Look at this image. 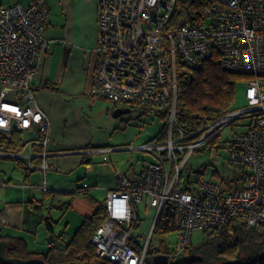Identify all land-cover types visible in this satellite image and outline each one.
<instances>
[{
	"label": "built area",
	"instance_id": "built-area-1",
	"mask_svg": "<svg viewBox=\"0 0 264 264\" xmlns=\"http://www.w3.org/2000/svg\"><path fill=\"white\" fill-rule=\"evenodd\" d=\"M98 2V62L90 96L164 112L167 118L154 138L124 147L151 158L145 159L135 178L117 173L119 182L105 203L106 218L91 239L97 258L113 264H145L148 255L163 254L154 242L155 228L144 245L132 235L133 225L140 221L137 205L145 201L156 209L153 226L164 212L178 231L168 264L191 246L195 230L214 229L232 218L264 236V0H204L200 19L179 16L175 22L179 0ZM49 15L45 0L0 10V131L39 134L41 139L33 142L44 150L31 151L27 157L31 161L43 157L44 171L54 166L46 158L51 123L37 102L33 81L51 42L45 35ZM214 53L227 70L249 76L248 105L187 134L178 125L177 63L199 69ZM244 116L249 117L247 128L235 132L226 144L229 162L243 168L242 186L224 191L219 172L221 178L214 180H184L191 154ZM195 134H199L195 141L186 142ZM23 153L15 156L23 159ZM0 185H5L1 176Z\"/></svg>",
	"mask_w": 264,
	"mask_h": 264
},
{
	"label": "crops",
	"instance_id": "crops-1",
	"mask_svg": "<svg viewBox=\"0 0 264 264\" xmlns=\"http://www.w3.org/2000/svg\"><path fill=\"white\" fill-rule=\"evenodd\" d=\"M29 1L0 0V10ZM45 1L50 9L45 35L51 42L33 87L50 119L46 158L54 166L44 171L43 157H27L44 150L33 142L41 139L36 132L26 131L33 135L26 139L23 159L0 152L5 181L0 185V235L22 236L36 253L47 252L52 244L64 247L99 204L106 203L119 182L117 173L135 178L145 161L137 170L135 153L120 152L135 140L126 133L129 120L119 119L125 113L115 115L129 107L89 94L98 62V0Z\"/></svg>",
	"mask_w": 264,
	"mask_h": 264
},
{
	"label": "trees",
	"instance_id": "trees-1",
	"mask_svg": "<svg viewBox=\"0 0 264 264\" xmlns=\"http://www.w3.org/2000/svg\"><path fill=\"white\" fill-rule=\"evenodd\" d=\"M204 4V0H179L173 22L179 16H184L188 21L191 18L200 19ZM248 78L247 74L232 72L224 68L219 62L217 53L207 59L199 69L178 61L177 117L179 127L189 134L203 129L207 123L234 110L237 84L245 82ZM155 114L165 120L167 118L164 112L155 111ZM25 134L26 130L21 129H15L12 133L0 131V152L11 155L23 152L28 143ZM198 137L199 134L191 135L186 142L195 141ZM88 196L90 197L89 194ZM106 212V205L100 203L97 212L84 220L64 247L59 248L52 244L47 252L31 251L27 240L22 236L0 235V239L10 241L7 248V254L10 257L27 259L38 255L47 264H113L109 261H100L97 258L95 245L91 242L98 225L106 218ZM46 225L49 230H52L50 219L46 220ZM138 225L139 223L134 224L133 227ZM173 230L171 220L163 212L154 229L155 242L160 244V252L163 254L172 252L166 236ZM203 231L206 235L205 243L197 248L191 245L184 251L194 253L192 259L177 260L174 264H207L212 259H215L217 264H264V236L254 228L248 227L242 220L232 218L227 224ZM136 247L141 249L140 245ZM206 248L211 250L207 252ZM201 253L203 256H199ZM0 264L15 263L6 261Z\"/></svg>",
	"mask_w": 264,
	"mask_h": 264
},
{
	"label": "rangeland",
	"instance_id": "rangeland-1",
	"mask_svg": "<svg viewBox=\"0 0 264 264\" xmlns=\"http://www.w3.org/2000/svg\"><path fill=\"white\" fill-rule=\"evenodd\" d=\"M248 105L246 97V84L244 81L239 82L235 92L234 109L243 108ZM124 118L129 120L127 134H131L134 137V141L131 140L126 146H140L149 136L157 135L165 124V119L155 114V111L151 110L145 112L140 107H135L129 112L123 114L119 119ZM249 124V117L244 116L231 123L220 135L215 137L212 141L200 146L199 149L194 151L188 159L184 169L182 177L184 180L195 179L197 177L204 180H214L221 178L224 179L223 190L231 191L233 189L242 186L243 180V168L229 162V150L226 148L227 142L232 138L235 132L243 131ZM30 133V134H28ZM31 132H26L25 139H28ZM123 154H134V161L137 164V170L143 163V158L149 159L151 156L141 150H122ZM217 171V172H216ZM218 172L221 174L219 175ZM147 201L138 205V213L140 215L139 225L132 228V235L134 239L140 243L145 244L146 237L151 232L153 223L156 216L155 208H147ZM178 231L173 230L166 236V240L172 248H175L178 244ZM155 240V239H154ZM206 241V235L203 230H195L192 236V243L194 248L201 246ZM155 242V241H154ZM207 252L211 249L206 248ZM194 256V253L183 252L176 257V260H190ZM199 256H203L201 253ZM173 260V258L171 259ZM145 264H152V256L148 255ZM207 264H217L215 259L210 260Z\"/></svg>",
	"mask_w": 264,
	"mask_h": 264
},
{
	"label": "water",
	"instance_id": "water-1",
	"mask_svg": "<svg viewBox=\"0 0 264 264\" xmlns=\"http://www.w3.org/2000/svg\"><path fill=\"white\" fill-rule=\"evenodd\" d=\"M131 108H121L117 109V113L115 115H120L122 113L129 112ZM156 223L153 228H155ZM10 244L8 239H0V262L11 261L15 264H47L45 260L41 257L34 256L27 259L18 258V257H10L7 254V248ZM169 256L167 254H157L152 257V264H168Z\"/></svg>",
	"mask_w": 264,
	"mask_h": 264
}]
</instances>
